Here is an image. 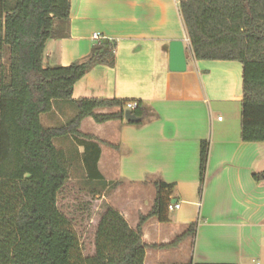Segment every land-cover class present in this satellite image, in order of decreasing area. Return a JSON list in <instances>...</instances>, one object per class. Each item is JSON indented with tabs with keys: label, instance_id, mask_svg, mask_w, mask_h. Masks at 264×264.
<instances>
[{
	"label": "crops",
	"instance_id": "obj_1",
	"mask_svg": "<svg viewBox=\"0 0 264 264\" xmlns=\"http://www.w3.org/2000/svg\"><path fill=\"white\" fill-rule=\"evenodd\" d=\"M70 5L69 20L56 22V36L45 44L43 65L83 60L93 34L114 41V66L93 67L74 85L71 99L137 100L149 112L141 126L124 119L81 122L79 132L100 147L101 202L133 230L154 204L155 183L173 185L169 204L179 205L168 211L166 223L151 218L143 224L148 246L143 264H264V182L252 179L264 171V143L240 141L241 64L193 58L179 0H70ZM173 41L183 45V73L168 69ZM75 114L70 102L55 101L40 123L55 128ZM203 141L209 153L199 195ZM53 145L82 168L83 148L72 137L54 139ZM191 225L193 233L172 246Z\"/></svg>",
	"mask_w": 264,
	"mask_h": 264
},
{
	"label": "trees",
	"instance_id": "obj_2",
	"mask_svg": "<svg viewBox=\"0 0 264 264\" xmlns=\"http://www.w3.org/2000/svg\"><path fill=\"white\" fill-rule=\"evenodd\" d=\"M70 10V0H0V59L8 54L7 71L0 72V264H143L148 246L142 226L151 218L168 221L173 185L155 183L154 204L135 230L106 206L96 225L94 253L87 257L57 206L74 157L70 161L57 150L54 139L72 137L83 148L82 182L98 195L103 184L97 167L100 147L94 137L79 132L81 122L123 121L129 103L136 104L130 111L139 119L129 125L141 126L149 116L137 100L71 99L74 85L93 67L114 66V41L93 42L90 54L69 66L43 65L45 44L56 36L54 25L67 23ZM179 10L195 60L241 64L240 141L264 143V0H179ZM55 101L70 102L76 114L46 129L40 116L51 112ZM208 153V142H201L199 195ZM252 179L264 182V171ZM193 231L191 225L172 246Z\"/></svg>",
	"mask_w": 264,
	"mask_h": 264
},
{
	"label": "rangeland",
	"instance_id": "obj_3",
	"mask_svg": "<svg viewBox=\"0 0 264 264\" xmlns=\"http://www.w3.org/2000/svg\"><path fill=\"white\" fill-rule=\"evenodd\" d=\"M7 67L8 54L5 52L0 59V72H6ZM237 120L240 121V115ZM72 164L70 180L58 195L57 206L70 220L82 246V254L87 257L94 253L93 239L96 225L108 205L105 201L101 202L99 194L96 197L97 195L90 193V188L83 185V174L79 168L77 170L74 160Z\"/></svg>",
	"mask_w": 264,
	"mask_h": 264
},
{
	"label": "water",
	"instance_id": "obj_4",
	"mask_svg": "<svg viewBox=\"0 0 264 264\" xmlns=\"http://www.w3.org/2000/svg\"><path fill=\"white\" fill-rule=\"evenodd\" d=\"M168 69L172 73H183L186 70V58L183 45L179 41L169 44ZM124 120L128 123H137L139 119L130 110L125 111Z\"/></svg>",
	"mask_w": 264,
	"mask_h": 264
},
{
	"label": "built area",
	"instance_id": "obj_5",
	"mask_svg": "<svg viewBox=\"0 0 264 264\" xmlns=\"http://www.w3.org/2000/svg\"><path fill=\"white\" fill-rule=\"evenodd\" d=\"M178 1V0H177ZM102 38H101V36L100 35H98V34H93L92 35V40H93V42H97V41H99V40H101ZM136 107V104L135 103H129V104H127V106H126V108L128 109V110H131V109H134ZM218 120H221V118H218ZM179 208V205H177V204H175V205H172V204H168V206H167V211H172V210H174V209H178Z\"/></svg>",
	"mask_w": 264,
	"mask_h": 264
}]
</instances>
